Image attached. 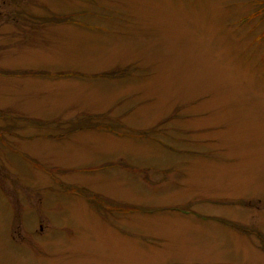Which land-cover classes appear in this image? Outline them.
<instances>
[{"label":"rangeland","instance_id":"obj_1","mask_svg":"<svg viewBox=\"0 0 264 264\" xmlns=\"http://www.w3.org/2000/svg\"><path fill=\"white\" fill-rule=\"evenodd\" d=\"M0 264H264V0H0Z\"/></svg>","mask_w":264,"mask_h":264}]
</instances>
